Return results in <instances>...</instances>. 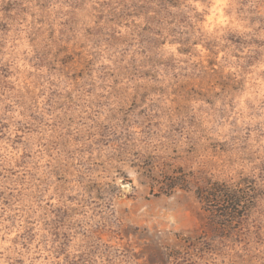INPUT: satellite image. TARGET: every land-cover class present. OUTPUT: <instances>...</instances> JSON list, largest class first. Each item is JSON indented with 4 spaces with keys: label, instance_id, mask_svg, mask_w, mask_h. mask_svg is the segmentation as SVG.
I'll return each mask as SVG.
<instances>
[{
    "label": "rangeland",
    "instance_id": "rangeland-1",
    "mask_svg": "<svg viewBox=\"0 0 264 264\" xmlns=\"http://www.w3.org/2000/svg\"><path fill=\"white\" fill-rule=\"evenodd\" d=\"M0 264H264V0H0Z\"/></svg>",
    "mask_w": 264,
    "mask_h": 264
}]
</instances>
